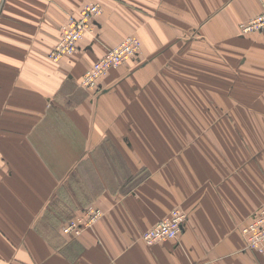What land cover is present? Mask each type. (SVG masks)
Wrapping results in <instances>:
<instances>
[{
	"label": "crops",
	"instance_id": "0c3cea01",
	"mask_svg": "<svg viewBox=\"0 0 264 264\" xmlns=\"http://www.w3.org/2000/svg\"><path fill=\"white\" fill-rule=\"evenodd\" d=\"M102 12L49 57L70 14ZM264 0H0V264H264ZM130 35L139 54L82 83ZM80 235L63 225L90 205ZM177 239L143 233L173 208Z\"/></svg>",
	"mask_w": 264,
	"mask_h": 264
},
{
	"label": "built area",
	"instance_id": "2783aa9c",
	"mask_svg": "<svg viewBox=\"0 0 264 264\" xmlns=\"http://www.w3.org/2000/svg\"><path fill=\"white\" fill-rule=\"evenodd\" d=\"M99 3L86 4L79 15L70 14L61 27V36L57 44L50 51L49 57L53 61H60L67 55L75 53L80 42L91 32L96 17L102 12ZM241 34L264 31V12H261L239 25ZM142 47L138 37L130 35L117 44L84 72L82 83L86 87H95L100 77L106 75L110 69L118 67L136 57ZM180 210V211H179ZM104 214L101 207L90 204L81 215L71 218L63 225V232L69 235H80L92 226ZM187 220V215L181 209L173 210L170 215L159 220L145 231L142 239L148 244L158 241L177 239ZM245 235L246 247L256 251H264V205L257 210L253 219L242 227Z\"/></svg>",
	"mask_w": 264,
	"mask_h": 264
},
{
	"label": "rangeland",
	"instance_id": "374dc122",
	"mask_svg": "<svg viewBox=\"0 0 264 264\" xmlns=\"http://www.w3.org/2000/svg\"><path fill=\"white\" fill-rule=\"evenodd\" d=\"M241 23H242V22H241ZM133 36H135V35H133ZM135 37H137V36H135ZM138 38H139V37H138ZM139 39H140V38H139ZM123 40H124V39H123ZM123 40H122V41H123ZM140 40H141V39H140ZM122 41H120L119 43H121ZM141 42H142V41H141ZM119 43H118V44H119ZM115 46H116V45H115ZM113 47H114V46H113ZM113 47H112V48H113ZM262 206H263V205H262ZM262 206H261V207H262ZM178 209H180V208H179V207L173 208V209H172L167 215H165V216H164L163 218H161V219H164L165 217H167L168 215H170V213H171L173 210H178ZM181 210H182V209H181ZM179 211H180V210H179ZM182 211H183V210H182ZM186 215H187V214H186ZM161 219H160V220H161ZM186 221H187V220H186ZM96 222H97V221H96ZM93 224H94V223H93ZM152 226H153V225H152ZM144 233H145V232H144ZM144 233H143V234H144Z\"/></svg>",
	"mask_w": 264,
	"mask_h": 264
}]
</instances>
